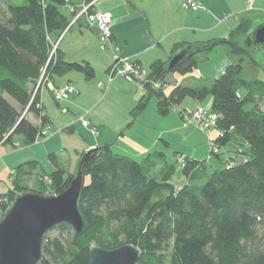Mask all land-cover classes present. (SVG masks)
Masks as SVG:
<instances>
[{"label":"trees","instance_id":"obj_1","mask_svg":"<svg viewBox=\"0 0 264 264\" xmlns=\"http://www.w3.org/2000/svg\"><path fill=\"white\" fill-rule=\"evenodd\" d=\"M3 1L0 144L19 137L30 144L49 122L42 104V84L54 82L70 70L82 71L88 78L95 75L92 65L67 62L59 44L55 48L72 20L61 8L76 7L70 11L77 15L78 3L93 0ZM252 24L253 19L243 18L229 37L176 44L172 55L186 47L192 51L174 71L182 74L197 68L219 43L228 44L241 59L199 87L177 83L166 93L147 85L132 111L135 118L154 95L158 97V110L165 115L186 97L203 100L211 95L210 110L218 114L219 128L226 130L223 138H213L221 147L232 140L246 142L245 151L236 149L246 156L230 161V167H213L207 159L185 156L182 170L188 182L179 186L172 182L176 166L169 163L164 152H150L137 160L114 152L110 144L101 146L83 167L85 184L79 199L83 233H76L67 221L60 222L56 229L63 237L47 236L40 264H89L92 245L110 249L123 243L140 248L138 264H264V79L241 76L244 55L259 64L245 44ZM209 43L214 46L204 48ZM169 60L155 61L148 69L149 78L169 82L172 72L165 69ZM248 102L254 104L253 109L245 108ZM59 158L58 153L49 154L55 166L52 172L37 160L16 166L13 186L0 198L2 214L21 192L34 189L46 193L42 189L46 182L54 192L50 195L64 191L77 170L65 169ZM32 175L39 188H31L27 182ZM205 177L208 179L202 186L199 182Z\"/></svg>","mask_w":264,"mask_h":264},{"label":"crops","instance_id":"obj_2","mask_svg":"<svg viewBox=\"0 0 264 264\" xmlns=\"http://www.w3.org/2000/svg\"><path fill=\"white\" fill-rule=\"evenodd\" d=\"M92 2L93 10H100L112 18L110 27L113 32V46L107 49L100 48L101 42L98 38V30L88 26L84 15L78 16L72 13L69 15L72 19L70 28L57 39L56 45L59 44L60 52H62L65 61L88 63L93 66L95 75L97 73L96 66L87 53L90 48L94 49L97 45L100 50H109L108 54H97L96 59L100 65H103V72L106 74L113 64L115 47L120 49L119 54L122 58L134 59L148 70L157 60H169L176 44L183 43L186 45V43L208 42L229 37L231 32L239 25L241 19L251 18L261 19L262 21L264 19V0H255L252 10L246 9L244 0H203L205 8L196 11L184 9V0H93ZM78 4L80 5V3ZM66 7L72 11L71 6L67 5ZM249 11L255 12L252 15L250 14L249 17L244 16ZM89 38L93 40L90 44ZM237 57L231 49H228L226 57H218L217 60L210 59L211 57L207 55L200 61H206L204 68H199L195 75L183 76L182 84L195 87L206 85L211 79L220 76L230 63L237 62ZM78 72L81 73L72 74L61 84L57 82V78L54 82H44L41 90L42 104L49 117L48 125H52L51 128L58 130L59 133H54L51 136L48 134V138H42L44 141L40 147L45 148L48 155L53 152L58 153L60 155V165L65 169L74 170L86 150L94 146H105V144H110L114 152L128 154L137 160H142L147 157L148 153L159 150L169 157L171 154L168 150L172 149V155L179 161L185 156L198 160L206 158L213 167H224L230 161L239 160L246 156L238 154L236 149L241 148V152L245 151L247 143H241L237 140L224 144L219 155L200 156L198 147L200 145H211L210 140L216 136V133H208L200 139L197 128L192 126L195 124L182 125L178 117L166 116L161 113L158 110V97L157 106L155 103L154 107L156 113L153 115L155 118H143L147 116L146 109L142 112L143 114L136 115L131 122L132 115L126 111L127 115L124 118L126 116L127 118L125 121L122 123L119 120L111 128L97 118L95 110L103 105L102 103L112 92L121 91L129 95L130 104L128 109L137 104L143 95H140L137 92L138 90H134L132 86H129L130 84L124 78L114 77L111 81H107L108 84L103 83L106 89L103 90V95L98 99V93L93 91V87L81 83L84 78H89L82 71ZM169 81L171 82V79ZM70 83L76 86L78 93L72 95L70 100L63 101L65 102L63 106L68 107V111L64 113L68 114L72 111V117H68L64 122L62 120L58 121L51 113L49 115V108L46 106L44 94L48 90L52 93L51 96L54 97L52 87L65 88ZM87 83L89 82L87 81ZM211 101L212 99H210ZM56 103L61 106L57 101ZM187 103L191 107L202 106L211 109L209 102L206 103L209 105L204 104V99H189ZM82 113L87 115L89 125H84L78 120L83 115ZM30 118L35 123H39L38 118L32 115ZM78 129L81 132L78 137L83 141L82 145H78V142L72 144L62 140V136L66 139L67 137L73 138V136H76ZM62 132L67 135L61 136ZM8 142L0 144V198L3 193L9 191L13 186L11 170L15 169L20 163L37 160L46 171L52 172L55 168L54 164L49 165L53 162L51 163L36 153L39 152L35 151L36 147L16 151L9 145L5 146ZM14 142L10 143L16 147L22 146L23 143L26 144L22 137L15 138ZM73 156L78 157V163L72 164ZM64 159H68L70 162H64ZM31 177L35 178L34 175ZM4 178H7V181H4Z\"/></svg>","mask_w":264,"mask_h":264},{"label":"water","instance_id":"obj_3","mask_svg":"<svg viewBox=\"0 0 264 264\" xmlns=\"http://www.w3.org/2000/svg\"><path fill=\"white\" fill-rule=\"evenodd\" d=\"M245 44L252 53L264 49V23L250 32ZM213 46L214 43H209L204 48ZM190 53L188 47L177 51L167 62L166 71L174 72ZM99 149L94 146L84 152L74 178L61 193L50 195L32 189L17 195L0 220V264H40L47 233L60 222L67 221L76 233H83L84 215L79 205L85 184L83 167ZM141 254L134 243H123L110 249L94 244L90 249L89 264H138Z\"/></svg>","mask_w":264,"mask_h":264},{"label":"rangeland","instance_id":"obj_4","mask_svg":"<svg viewBox=\"0 0 264 264\" xmlns=\"http://www.w3.org/2000/svg\"><path fill=\"white\" fill-rule=\"evenodd\" d=\"M82 7H83L82 6V2H80V5L78 4V9L81 10ZM0 8L1 9L2 8H5V2L3 0H0ZM61 9L63 10V12L66 15L69 16L71 14L70 9H68L67 7H62ZM253 12H255V11H249V13L246 14V15H244V16L249 17V15L250 14L252 15ZM262 22H264V19H263V21L261 19L260 20L253 19V24H252V26L250 28L249 33L252 32V31H254ZM88 40H90L89 44L93 42V40L90 39V38ZM228 49L230 50V47H229L228 44L219 43V45H217L215 47V49L211 50L208 53V55L211 57L210 59H216L217 60L218 57L219 58H224V57L227 56ZM108 52H109V50L108 51H106V50H100V48L98 47V45L94 49H91L90 48V50H88V53L87 54L89 55V58H91V60L94 61V64L96 66V72L97 73H96V75L92 76L91 78H89V79H85L84 78L81 81L82 84H86L87 86L90 85L91 87H93V91L95 93H98V96H97L98 99H99V97L101 98V95H103V90L106 89V86L103 85V83L106 82L108 84L107 81H109L110 76H109V72H107V74L105 72H103V68H104L103 65H100L99 64V61L96 60L97 59V54H100V55L102 53H107L108 54ZM253 54L256 55V58L259 61V64H255L253 62L252 58L250 57V55H248V54L244 55V61H243L244 67H243L241 76H243L247 80H252V79H255V78H259V79H262L263 80L264 79V49L254 50L253 51ZM237 56H238L237 57V61H239L241 59V56L240 55H237ZM112 60H113V62L115 61L114 60V57H113ZM204 64H206V61L200 62L199 65H198L199 66L198 68L194 69L191 72H188L187 74H182L180 72H172L170 74V76H169V79H171V82L170 81H169L170 83L168 82V85L165 87V90H167L168 92H170L172 90V88L177 84V82H179L180 84H182V81H183L182 78H183V76L195 75V73L198 72L199 68H204ZM80 73L78 71H76V70H70L67 75H62V76L57 77V82L59 84H61L62 82L66 81V79L68 77L72 76V74H80ZM114 77L124 78L130 84L129 86H132L134 88V90H138L137 92H139L140 95L141 94L144 95L146 93V87H144L142 85V83L137 82V81H134V82L133 81H130L124 75L123 76L122 75H116ZM87 81L89 83H87ZM116 85H117V83H116ZM51 94L52 93L48 92V90H46V92L44 94L46 106H48V108H49V110H48L49 115L51 113V115L54 116V117H56L58 121H61L62 120L63 122L68 117H72V111L70 113L66 114L62 110V106L65 105L64 104L65 102H61L60 103L61 106H59L56 103L55 97L51 96ZM189 99H194V97H192V96L186 97L182 102L178 103V105H172L171 108H170V111L168 112V114H166V116L169 115V116H176V117H178L180 119V122H181L182 125L188 126V125L192 124V122L187 121V119L185 118V116L181 112L183 108L191 106V105L188 106L189 103H187L189 101ZM210 99H212V96L211 95H208L207 97H205L204 98V102H205L204 104L205 105H209V104H206V103L209 102L210 103V106H211V104L213 102V99H212L211 102H210ZM186 100H188V101H186ZM156 102H157V97L155 95L152 96L149 99L148 104L146 105V108L140 111V113L143 114L142 112H144V110L147 109V116L146 117H143V118L148 119V118L154 117L153 114L156 113V112H154V107H155V103ZM102 104L103 105L101 107H98L95 110V115L97 116V118L100 121H102L103 123L105 122L111 128H113V126L115 125V123L117 121L120 120V122H122V123L125 121V119L127 118V116H126V118H124V116L127 115L126 114V111H127V113H129V114L132 115V119H131V122H132V120L134 118L132 111L135 108V105H137V104H135V105H133V107H131V108L128 109V106L130 104L129 103V95L126 94V93H123L121 91H116V92L113 91L112 94ZM253 105L254 104L252 102H248L245 105V108L253 109V108H251V107H253ZM156 106H157V103H156ZM193 108H196V107H193ZM205 109H207V108H205ZM208 110H209V108H208ZM140 113H139V115H141ZM83 116H86L87 117V115H84V114H83ZM80 117L78 118V120H80ZM182 118H183V120H182ZM193 124H195V123H193ZM170 126H172V125H170ZM192 126L195 127V128H197V132L200 134L198 137L200 139H202V137H204L205 135H208V133L211 134V132H208V131L203 130L202 128L196 126V124L195 125H192ZM51 127H52V125H50V126L48 125V127H47L48 128V134H50L49 136H51L54 133H59L58 130H54V128H51ZM216 132H217L216 130H214V129L212 130V133H216ZM79 133L81 135V132L78 129L76 136H73V138L67 137V139L62 136V135H67V134H64V132H62L60 135L63 138L62 140L64 142H66V143L67 142H70V143L73 144L75 142H78L79 143L78 145H82L83 144V141H81L79 139V137H78V134ZM48 134L46 136H42L40 139H42V138H48L49 137ZM43 141L44 140L42 139L40 142L36 141V142L30 143V146H29V144L27 145V144H24L23 143V145L22 146H19V147H16L15 145H12L10 142H8L7 144H5V146H8L9 145L11 148H13V150H16V151L19 150V149H23V148L30 149V147H36L35 148V151H39V152H36V153H38L39 156H43V158H45L46 160H49L52 163V161L49 159V155H48L47 151L45 150V148H41L40 147V145H41V143H43ZM210 142H211V145L210 144L208 146H203V145L201 146L200 145L198 147L199 148V153L201 154L200 156H204V157H206V155L207 156H216V154H214L212 152V147H213L212 138H211ZM43 149L45 150V152H44ZM168 152H169V154H171L168 157L169 163L171 162L173 165L176 166V170L172 174V182L175 183L176 185L182 186L183 184H185L187 182V176L183 173V170H182L183 160L179 161V160L175 159L174 156L172 155V149L168 150ZM204 159H206V158H204ZM63 161L64 162H67V161L70 162V160H68V159H64ZM78 161H79L78 160V157L77 156H73V158H72V162L73 163L72 164L78 163ZM207 163L210 164L209 162H207ZM49 165L52 166L53 163L52 164H49ZM16 176H17V172L14 171V169H12L11 170V180L13 181ZM4 177H7V176H4ZM7 178L6 179L4 178V181H7ZM30 178L27 179L28 180L27 182L29 183V185L31 186V188L32 187H38L39 188L40 187V183L37 182L36 177L35 178L34 177L33 178L30 177ZM207 179H208V177L203 178V180L200 181L199 184L203 186L204 183H205V181ZM49 183L50 182H46L45 183L46 185L42 187V189L45 190L46 194L54 193V192H52V189H51ZM2 215L3 214H2V209H1V211H0V220L2 218ZM47 236H50L52 238L63 237L60 234V232L56 229V227L54 229L50 230L47 233ZM122 238H123V236L120 237L119 241L122 240Z\"/></svg>","mask_w":264,"mask_h":264},{"label":"built area","instance_id":"obj_5","mask_svg":"<svg viewBox=\"0 0 264 264\" xmlns=\"http://www.w3.org/2000/svg\"><path fill=\"white\" fill-rule=\"evenodd\" d=\"M246 3V9L252 10L254 7L255 0H244ZM93 2L88 4H83L82 9L77 12V15H84L87 19L88 26L91 28H95L98 30V38L101 42L100 48L107 49L113 46V32L112 28L110 27L112 18L102 12L97 10H90V6H92ZM183 8L189 9L191 11H196L205 8V4L203 0H184ZM72 11H75V8L71 7ZM77 20V18H75ZM75 20V21H76ZM72 23V22H71ZM71 25V24H70ZM115 54H114V62L109 69V81L113 79L116 75H124L130 81H137L142 83L144 87L150 85L153 88L158 89H165L168 85V81L162 79H153L149 78V70L145 67L141 66L136 60H130L125 57H121L119 54V48L115 47ZM53 95L56 101L60 104L63 101H67L71 98L72 95L78 93V90L74 84H69L65 88H56L52 87ZM264 107V106H263ZM63 112L68 111V107L62 106ZM182 114L185 116L187 121L195 123L198 127L202 128L205 131L212 132V130H216L215 138H223L226 134V130H222L219 128V120L218 114L212 110L205 109L204 107H196L193 108L191 106L185 107L182 109ZM80 121L84 125H89V119L86 116H81ZM48 126L43 129L40 136L36 138V141H40L42 136H46L48 134ZM213 147L212 152L214 154H220L221 152V145L212 139ZM231 164H228L227 167H230ZM15 171V170H14Z\"/></svg>","mask_w":264,"mask_h":264}]
</instances>
